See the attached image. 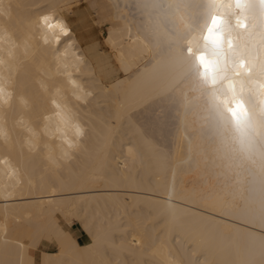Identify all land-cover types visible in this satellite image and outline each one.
Listing matches in <instances>:
<instances>
[{"label":"bare ground","instance_id":"bare-ground-1","mask_svg":"<svg viewBox=\"0 0 264 264\" xmlns=\"http://www.w3.org/2000/svg\"><path fill=\"white\" fill-rule=\"evenodd\" d=\"M108 1L105 51L88 0H0V264H264V0ZM53 101L87 128L60 168Z\"/></svg>","mask_w":264,"mask_h":264},{"label":"clouds","instance_id":"clouds-1","mask_svg":"<svg viewBox=\"0 0 264 264\" xmlns=\"http://www.w3.org/2000/svg\"><path fill=\"white\" fill-rule=\"evenodd\" d=\"M40 23L41 26L45 28V30H47L50 34L53 33V31L49 30L44 23H42L41 21ZM55 42L56 37L53 35L54 45ZM45 43H47V40H45ZM212 47H217L214 45L213 41L210 43V47L207 48L208 52L212 51ZM3 63L4 61L0 59V65H2ZM76 98L81 99L79 95H77ZM53 105L56 107V102L53 103ZM56 119L58 121V125L55 128V131L49 133L48 135L50 140L56 139L58 141L57 147L59 148V155L58 157L53 156V149L51 145H46L48 151L45 158L53 167L60 168L62 165H69L75 159V153H77L80 148L83 147L82 141L85 137L87 128L79 120L73 119L68 114V112L63 109L57 111ZM0 164H4L5 166H7L8 178H15L19 180L16 170L8 165L6 159L0 160Z\"/></svg>","mask_w":264,"mask_h":264},{"label":"rangeland","instance_id":"rangeland-1","mask_svg":"<svg viewBox=\"0 0 264 264\" xmlns=\"http://www.w3.org/2000/svg\"><path fill=\"white\" fill-rule=\"evenodd\" d=\"M88 3L92 11L94 12L93 14L94 18H92L87 13V11H85L86 15H88L87 19L89 20V23L91 24V27H92V29L88 31L87 34L94 35L99 41V47L107 51L106 48L104 47L103 38H104L105 30L108 27H110L111 21L113 20L114 7L108 0H88ZM66 228H68L74 234V236H76V238H77V235H81V238H79L80 242H84L86 240V233L84 232L83 228L81 227L80 223L77 220H74L71 224L67 223ZM56 249H58V244L56 241H52L47 238H42L38 248L35 251L36 252L35 255L37 257L38 263L41 257L42 250L54 251Z\"/></svg>","mask_w":264,"mask_h":264},{"label":"snow or ice","instance_id":"snow-or-ice-1","mask_svg":"<svg viewBox=\"0 0 264 264\" xmlns=\"http://www.w3.org/2000/svg\"><path fill=\"white\" fill-rule=\"evenodd\" d=\"M41 22L44 23L49 30L53 31V35L56 37V41L58 43L61 41V36H64L67 39H71L72 30L68 27L66 21L62 19H54L52 15H46L41 17ZM70 47L71 46H69V48ZM66 54H67V50L65 51V55ZM70 83L74 87H78L77 81L71 79V77H70ZM0 92H2V89H0ZM53 103H55V101H53ZM56 107L58 109L61 108L59 104H56Z\"/></svg>","mask_w":264,"mask_h":264},{"label":"crops","instance_id":"crops-1","mask_svg":"<svg viewBox=\"0 0 264 264\" xmlns=\"http://www.w3.org/2000/svg\"><path fill=\"white\" fill-rule=\"evenodd\" d=\"M79 238H81V235H77V239L79 240Z\"/></svg>","mask_w":264,"mask_h":264}]
</instances>
